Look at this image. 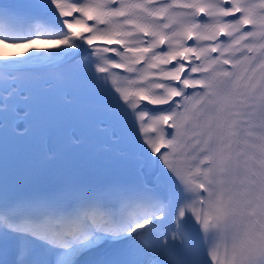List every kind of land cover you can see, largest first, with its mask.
<instances>
[{
  "label": "snow or ice",
  "instance_id": "obj_1",
  "mask_svg": "<svg viewBox=\"0 0 264 264\" xmlns=\"http://www.w3.org/2000/svg\"><path fill=\"white\" fill-rule=\"evenodd\" d=\"M0 45V264H264V0H0Z\"/></svg>",
  "mask_w": 264,
  "mask_h": 264
},
{
  "label": "bare ground",
  "instance_id": "obj_2",
  "mask_svg": "<svg viewBox=\"0 0 264 264\" xmlns=\"http://www.w3.org/2000/svg\"><path fill=\"white\" fill-rule=\"evenodd\" d=\"M43 45H46V44H43ZM46 46H48V45H46ZM46 46H42V45H40V46H36V47H46ZM19 50H20V52H24L25 51V48H23V47H19L18 49H16L15 47H5V46H3V45H0V53L1 54H13V53H19Z\"/></svg>",
  "mask_w": 264,
  "mask_h": 264
}]
</instances>
